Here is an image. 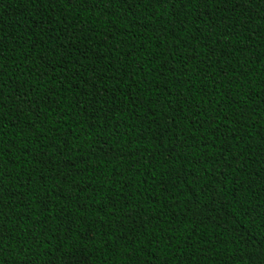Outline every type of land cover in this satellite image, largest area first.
Returning <instances> with one entry per match:
<instances>
[{
	"label": "trees",
	"instance_id": "trees-1",
	"mask_svg": "<svg viewBox=\"0 0 264 264\" xmlns=\"http://www.w3.org/2000/svg\"><path fill=\"white\" fill-rule=\"evenodd\" d=\"M0 264H264V0H0Z\"/></svg>",
	"mask_w": 264,
	"mask_h": 264
}]
</instances>
